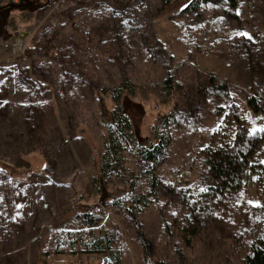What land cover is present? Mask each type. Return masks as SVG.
<instances>
[{
	"label": "rangeland",
	"instance_id": "374dc122",
	"mask_svg": "<svg viewBox=\"0 0 264 264\" xmlns=\"http://www.w3.org/2000/svg\"><path fill=\"white\" fill-rule=\"evenodd\" d=\"M189 2L37 0L0 12V264H104L107 254H85L79 244L71 254L66 238L91 229L79 214L103 204L100 190L129 193L105 208L101 224L117 232L122 264H238L247 246L264 243V178L209 194L203 164L212 132L237 114L264 151V0H210L196 11ZM172 75L177 92L165 106L125 98L141 142L162 115L180 119L157 196L132 204L151 190L147 164L126 163L133 187L97 181L110 92ZM182 224L196 231L189 243Z\"/></svg>",
	"mask_w": 264,
	"mask_h": 264
},
{
	"label": "trees",
	"instance_id": "16d2710c",
	"mask_svg": "<svg viewBox=\"0 0 264 264\" xmlns=\"http://www.w3.org/2000/svg\"><path fill=\"white\" fill-rule=\"evenodd\" d=\"M173 1L176 0H165L166 3ZM209 1L190 0L186 9L196 11ZM227 1L228 3L230 1L231 5L236 4L235 0ZM36 2L37 0L10 2L0 6V12H11V10L19 8L28 10ZM175 84L173 75L164 81L149 84L146 87L137 85L132 81H123L110 92L115 106L113 109L106 110V113L104 112V124L109 132L101 153L100 174L97 181L102 186L113 177L116 185L131 184L133 187L136 179L133 172L128 170L126 163L130 159H134L147 164L149 166L147 176L151 190L148 194H141L136 197L132 204L138 202L139 205L148 206L150 197L157 196L161 181L158 171L169 160L180 119L176 117L174 111L162 115L158 122L150 126L148 139L141 142L136 136L132 119L125 108V98L126 96L141 99L151 97L158 104L165 106L174 99L177 92ZM219 87L225 90L227 84H221ZM248 101L255 111L262 110L261 105L256 102L254 97H250ZM233 110L236 113V105L233 106ZM223 113L225 112H220L219 115H223ZM245 124L244 118L237 114L236 119L234 117L232 120L226 121L212 132L209 143L203 149V164L211 178V183L206 185L205 192L226 196L238 191L246 181L253 182L264 178V151L257 147L258 137ZM119 192L120 195L115 196L100 190L99 193H103V204H93L80 211V223L91 229L66 233L71 254L77 253V245L79 244L85 254H107L108 257L104 260V264H122L121 254L115 248L117 232L114 228L112 229L110 224L106 223L101 226L105 217V208L118 205L120 197L129 194L125 190H119ZM106 196H109L107 200ZM125 209L133 212L130 207H125ZM191 218L194 219V216ZM191 218L190 215L187 216L188 221H191ZM183 223H185V217ZM181 227L183 228L181 231L182 238L184 241L186 238L187 243H189L196 231L189 229V226H186V230L185 224H182ZM185 233L188 237L185 236ZM139 234L147 254H150L152 242L143 232L140 231ZM62 244V241H57V254L64 253L65 249ZM238 264H264V243L255 241L247 246Z\"/></svg>",
	"mask_w": 264,
	"mask_h": 264
},
{
	"label": "built area",
	"instance_id": "2783aa9c",
	"mask_svg": "<svg viewBox=\"0 0 264 264\" xmlns=\"http://www.w3.org/2000/svg\"><path fill=\"white\" fill-rule=\"evenodd\" d=\"M14 1H17V0H0V2H2L4 4H8V3L14 2Z\"/></svg>",
	"mask_w": 264,
	"mask_h": 264
},
{
	"label": "bare ground",
	"instance_id": "6f19581e",
	"mask_svg": "<svg viewBox=\"0 0 264 264\" xmlns=\"http://www.w3.org/2000/svg\"><path fill=\"white\" fill-rule=\"evenodd\" d=\"M19 46H21V45H19Z\"/></svg>",
	"mask_w": 264,
	"mask_h": 264
}]
</instances>
